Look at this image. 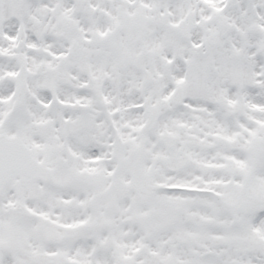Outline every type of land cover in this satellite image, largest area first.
<instances>
[{
  "label": "snow or ice",
  "instance_id": "snow-or-ice-1",
  "mask_svg": "<svg viewBox=\"0 0 264 264\" xmlns=\"http://www.w3.org/2000/svg\"><path fill=\"white\" fill-rule=\"evenodd\" d=\"M0 264H264V0H0Z\"/></svg>",
  "mask_w": 264,
  "mask_h": 264
}]
</instances>
